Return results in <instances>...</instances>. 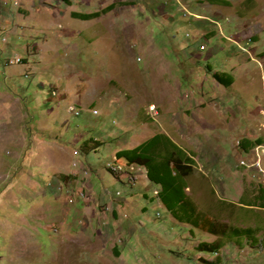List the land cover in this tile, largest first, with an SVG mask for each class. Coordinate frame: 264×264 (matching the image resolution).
Here are the masks:
<instances>
[{"label": "rangeland", "instance_id": "374dc122", "mask_svg": "<svg viewBox=\"0 0 264 264\" xmlns=\"http://www.w3.org/2000/svg\"><path fill=\"white\" fill-rule=\"evenodd\" d=\"M19 3L0 0V264H264V0ZM160 132L193 155L197 212L254 246L116 161Z\"/></svg>", "mask_w": 264, "mask_h": 264}, {"label": "trees", "instance_id": "16d2710c", "mask_svg": "<svg viewBox=\"0 0 264 264\" xmlns=\"http://www.w3.org/2000/svg\"><path fill=\"white\" fill-rule=\"evenodd\" d=\"M207 1L211 3L228 2V0ZM98 15V12H94L79 13L77 16L82 19H89ZM215 76L220 79L218 74ZM232 81L233 79H228L225 81V84L230 85ZM262 142L263 139L244 141L242 145L244 149H248ZM115 156L116 161L121 164H138L146 169L148 179L160 187L158 191L160 201L165 204L176 218L202 230L209 229L208 231L212 233L225 236L227 240L234 241L235 237H241L238 243L246 241L248 244H252V246L256 244V231L252 227L233 226L226 228L224 223L219 224L217 221L211 220L202 213L197 212L192 202L193 200L186 192L187 179L194 173L193 155L176 144L167 134L162 132L156 133L134 147L120 149ZM257 202L261 207H264V190H261L258 194ZM193 210L197 214L194 218H192L194 214ZM261 241L264 244V236L261 238ZM222 246L218 242L207 241H203L198 245L200 249H204L205 251H216Z\"/></svg>", "mask_w": 264, "mask_h": 264}, {"label": "crops", "instance_id": "0c3cea01", "mask_svg": "<svg viewBox=\"0 0 264 264\" xmlns=\"http://www.w3.org/2000/svg\"><path fill=\"white\" fill-rule=\"evenodd\" d=\"M201 1V0H200ZM202 1H207V0H202ZM211 3V2H210ZM219 4V3H218ZM108 8H113L111 5L109 6V7H107L106 9H108ZM124 8V7H123ZM105 9V10H106ZM127 12V11H126ZM125 12V13H126ZM80 13H85V12H80ZM86 13H91V12H86ZM94 13V12H93ZM100 13V12H99ZM99 16V15H98ZM78 19H82V18H80V17H78V16H76ZM90 19V18H89ZM92 19V18H91ZM82 20H87V19H82ZM188 152V151H187ZM189 153V152H188ZM193 165H194V162H193ZM191 177V176H190ZM188 181H189V178L187 179ZM188 187H189V185L187 184V187H186V192H187V189H188ZM188 194V193H187ZM189 196V195H188ZM191 199H192V197L191 196H189ZM193 200V199H192ZM11 203L12 204H15V205H17V206H19L20 207V205L22 206L23 205V203L21 204V202L20 201H11ZM8 204H10L9 202H8ZM38 204V202L37 201H34L33 203H31L30 204V206L32 207V206H35V205H37ZM1 205V204H0ZM11 205V204H10ZM31 207H29V208H31ZM27 209V208H26ZM104 218H106V216H103ZM102 217V218H103ZM37 229V228H36ZM102 231V229H100V230H98V232H101ZM13 234L10 236L11 238H16V239H18V238H20L21 240H23L24 239V237H27V233H25V232H27L26 231V228L24 227V226H18V227H16L14 230H13ZM18 237V238H17ZM17 254H22V252H19V253H17ZM12 259H14V260H16L14 257H12ZM11 262H13V263H15V261H11Z\"/></svg>", "mask_w": 264, "mask_h": 264}, {"label": "built area", "instance_id": "2783aa9c", "mask_svg": "<svg viewBox=\"0 0 264 264\" xmlns=\"http://www.w3.org/2000/svg\"><path fill=\"white\" fill-rule=\"evenodd\" d=\"M9 1H12L13 5L14 6H18L20 3H19V0H3L4 3H9ZM14 61H20V58H17L16 60ZM152 110L155 109V107H151Z\"/></svg>", "mask_w": 264, "mask_h": 264}]
</instances>
